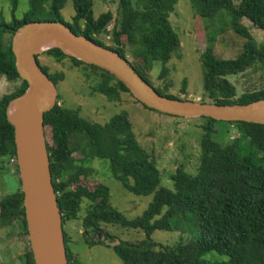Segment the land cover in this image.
I'll list each match as a JSON object with an SVG mask.
<instances>
[{
    "label": "trees",
    "instance_id": "1",
    "mask_svg": "<svg viewBox=\"0 0 264 264\" xmlns=\"http://www.w3.org/2000/svg\"><path fill=\"white\" fill-rule=\"evenodd\" d=\"M42 1L31 0L30 9L22 17H17L19 0H15L12 19L0 22V77L11 83L20 82L14 92L0 99V170L7 162L16 159L14 128L8 122L7 109L12 100L26 92L28 86L17 72L12 40L26 24L34 21L63 22L75 34L118 52L123 58L127 59L130 52L139 61L137 65L130 64L150 85L142 66L147 67L149 62L156 61L166 64L181 48L179 36L170 22L178 0H120L111 46H107L100 37L107 34L113 20L112 13H104L95 19L93 0H71L76 13L71 23L65 22L62 15L69 0H52L48 9L41 6ZM191 3L207 24L208 46L200 61L204 92L209 103L246 105L263 100L264 88L238 97L236 87L228 77L250 70H264V45H259L241 23L247 20L264 32V0H240L238 6L233 0H191ZM225 16L230 19L227 23L224 22ZM210 23L213 26H209ZM221 25L230 27L246 40L242 53L233 60H222L214 54L217 29ZM7 35L12 36L9 43L5 41ZM123 38H126V45ZM44 55L58 63L70 59L75 65H84L102 73L103 80L96 92L110 102H120L122 93L130 94L125 85L110 73L86 65L57 48L46 51ZM42 69L56 85L65 80L63 74L52 75L47 67ZM155 89L162 96L181 99ZM44 119L69 264L82 263L70 249L65 225L80 219L85 201L89 202L87 214L82 219L85 244L89 248H112L123 264H264V125L201 118L204 124L197 172L189 174L183 168L177 169L171 177L173 190H169L161 187L158 163L138 143L127 112L101 125L83 118L80 109L70 110L57 102ZM227 127L235 131L234 138L226 144L216 141V136L222 133L220 129ZM77 152L83 155L82 160L75 159ZM94 159L108 161L113 178L129 193L154 195L141 217L129 220L113 208L110 191L104 185L90 190L83 184L88 179L86 170ZM16 171L18 173V169ZM14 223L18 224L22 237L29 244L22 256L23 264H35L21 189L0 199V225L11 227ZM107 225L141 230L145 239L136 243L113 244L114 237L104 229ZM180 230L190 232L193 240L170 247L152 239L156 231ZM210 254L227 260L206 259Z\"/></svg>",
    "mask_w": 264,
    "mask_h": 264
},
{
    "label": "rangeland",
    "instance_id": "2",
    "mask_svg": "<svg viewBox=\"0 0 264 264\" xmlns=\"http://www.w3.org/2000/svg\"><path fill=\"white\" fill-rule=\"evenodd\" d=\"M14 1L0 0V22L12 19ZM93 1L95 19L104 13H112L113 20L107 28V34L100 37L107 46H111L113 45L111 34L118 19L120 0ZM30 2L31 0H19L15 15L22 17L30 9ZM233 2L235 6H238L240 0H233ZM51 3L52 0H43L41 6L48 9ZM62 15L65 22H72L76 13L71 0L62 10ZM228 21L230 19L225 16L224 22L227 23ZM170 22L179 36L181 48L166 64L156 61L149 62L147 67L143 65L142 68L144 67L146 77L153 87L163 90L169 95L209 103L210 101L204 92L203 69L200 61L201 55L208 46L207 24L193 8L191 0H178L175 11L170 16ZM241 23L259 45H264L263 31L257 29L247 20H242ZM209 26H213V23H210ZM217 31L218 35L214 46L216 57L222 60L237 58L242 53L246 40L226 25H221ZM10 40H12V36L7 35L5 41L9 43ZM122 42L126 45V38H123ZM44 53L39 57L40 65L47 67L52 75L63 74L65 76V80L57 85V102L60 105L70 110L80 109V115L83 118L101 125L109 123L114 116L122 112L129 114L132 131L138 143L149 151L158 163V169L161 173V187L173 190L171 177L179 168L185 169L189 174H196L204 120L161 115L144 108L142 104L127 93L121 94L120 102H110L105 96L96 92L103 80L102 73L84 65H75L70 59L58 63ZM127 60L134 65L139 63L130 52L127 53ZM228 80L236 87L237 96L240 97L244 93L264 88V70L258 69L255 72L250 70L241 75L230 76ZM185 81L186 86L184 87ZM19 86L20 82L11 83L6 78L0 77V99L4 95L14 92ZM228 129H220L222 133L220 132L219 136H216V141L226 144L227 141L233 139L235 131H231V128ZM74 157L76 160L83 159V155L79 152L75 153ZM17 169L15 163L7 162L4 169L0 170V199L21 189ZM86 172L88 179L84 180L83 184L90 190H94L100 184L107 187L110 191L112 207L129 220L141 217L153 201L154 195L136 196L125 190L121 183L113 178L108 161L94 159ZM88 205L89 202L85 201L79 220L65 225L73 255L79 258L82 264H123L112 248L106 246L89 248L85 244L82 235V219L87 214ZM104 229L114 237L113 244L119 242L136 243L145 239V234L141 230L110 225L104 226ZM193 238L190 232H183L182 230L156 231L152 236L154 242L170 247L187 244ZM28 246L29 244L26 238L22 237L17 223L11 227L0 225V264H23L22 256ZM206 259L219 262L227 260L226 257L217 254L207 255Z\"/></svg>",
    "mask_w": 264,
    "mask_h": 264
},
{
    "label": "water",
    "instance_id": "3",
    "mask_svg": "<svg viewBox=\"0 0 264 264\" xmlns=\"http://www.w3.org/2000/svg\"><path fill=\"white\" fill-rule=\"evenodd\" d=\"M52 48L110 73L125 85L136 101L160 114L264 125V99L246 105H218L162 96L126 58L75 34L65 23L34 21L26 24L14 36L12 51L20 79L28 88L10 102L7 119L14 128L17 168L35 264H69L44 125L45 114L57 104L58 89L39 63V57Z\"/></svg>",
    "mask_w": 264,
    "mask_h": 264
},
{
    "label": "built area",
    "instance_id": "4",
    "mask_svg": "<svg viewBox=\"0 0 264 264\" xmlns=\"http://www.w3.org/2000/svg\"><path fill=\"white\" fill-rule=\"evenodd\" d=\"M12 163H15L17 165V159L11 160Z\"/></svg>",
    "mask_w": 264,
    "mask_h": 264
},
{
    "label": "bare ground",
    "instance_id": "5",
    "mask_svg": "<svg viewBox=\"0 0 264 264\" xmlns=\"http://www.w3.org/2000/svg\"><path fill=\"white\" fill-rule=\"evenodd\" d=\"M48 49V48H47ZM47 49H45V50H47Z\"/></svg>",
    "mask_w": 264,
    "mask_h": 264
}]
</instances>
